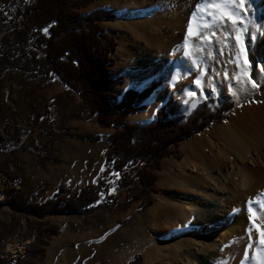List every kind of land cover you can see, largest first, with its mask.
<instances>
[{"label": "rangeland", "instance_id": "rangeland-1", "mask_svg": "<svg viewBox=\"0 0 264 264\" xmlns=\"http://www.w3.org/2000/svg\"><path fill=\"white\" fill-rule=\"evenodd\" d=\"M106 1L108 3L104 5L103 3ZM193 1H196L193 9H197L202 2V0H94L83 9L87 13L96 9H105L116 15L115 19L100 21V25L106 33L112 36L116 42L115 48L111 51L114 61L111 68L113 78L120 77V79H117L107 89L109 92L118 96L120 100L122 93L127 89L136 90L140 85H143L145 78L150 74L148 67L154 65L153 63H155L154 61L158 55V52L154 50L156 49L154 46L163 43V40L157 34H170V38H172L174 35H179L183 25L185 30L184 32L182 30L183 33L180 34V41L177 43L176 39H172V44L175 47L177 44L181 45V41L184 42L189 26L187 13ZM218 2L220 0L210 1L212 4ZM20 3L21 0H0V45L6 51L19 48L15 38L9 34V31L4 30L3 25L4 23L8 25L7 20L11 19ZM263 4L264 0L262 2L252 0L253 7L249 9V14L253 15V21L259 17ZM244 16L242 18L245 21ZM238 27L240 28L241 38L246 40V51L253 72L257 69L255 67L257 58L253 55L256 42L251 41L249 28H247V32H244V26L239 25ZM120 34L132 37L128 57L117 55L120 43L118 36ZM257 36L258 32L256 33V39ZM213 47L214 50L217 48L215 43H213ZM159 53V56L163 58L164 56L161 54H164V52ZM166 53V55H169L172 51L169 54L167 51ZM4 67L5 64H0V200H3L2 190L6 186L20 187L23 185L25 189L33 191L34 199L42 204L52 198L62 186L58 187L53 194H51L52 189L48 183L41 182L37 187H33L32 183H35V179L30 175L28 177L24 176L23 165L18 163L14 156H18L17 152L32 154L38 159L43 170L47 169L48 164L58 166L61 164L60 158H72L65 156L66 153L62 151L60 153L59 150H55L54 146H48L46 138H50L49 141H51V138L72 137L76 134L70 132L68 124L64 122V118L55 102L51 101L54 95H52L53 92L50 87L53 86L54 82L42 78L33 81L22 80L18 77L17 72L14 73V76L9 72L10 70L3 72ZM118 68H121V70L124 68V72H119ZM12 83L19 85L21 90L9 92ZM256 83L258 87L250 90L246 95L235 96L229 94L226 89L220 86L217 92L211 91L210 95L204 96L198 101L196 106L209 99H211L209 104L212 106H220L224 102L231 101L233 104L223 111L220 116L212 115L210 127L201 130L188 139H184L177 148L170 146L168 148L169 153L161 159L159 168H148L156 176L153 183L155 190L150 194H142V185L136 181L128 189H123L122 196L118 197L122 175L110 166L108 167L107 163L105 164L106 156L100 177L95 180L94 184L89 185H95L99 179L105 177L106 184L109 187L106 192L101 194L99 200L90 204L86 207V210L78 214L64 213L37 217L16 212L8 204H0V264H16L17 252L22 254L21 261L17 264H128L137 256L140 258L139 264H189L188 259L178 254L176 250V236H172V232L169 233L171 228L176 224L179 225L180 222L190 224L194 215L184 199L179 198L177 200L172 194L174 190L180 189L178 185V176H180L178 165L182 164L184 159L191 163L190 158H188V147L197 145L198 141L203 142L207 149H211L209 144L204 143L207 140L211 141L210 145L215 146L216 149L221 143L223 144L224 139L220 134V125L239 109L251 105L254 100L264 96V77L259 76ZM143 89L150 90L151 86L149 83H145ZM138 91L141 95L142 90L138 89ZM83 103L86 104L84 101ZM138 103H140L139 105H148V109L132 113V117L128 119L129 122L149 123L153 117L155 118L158 108L162 106L170 115H177L181 112L188 115L196 107L194 106L187 112L182 110L173 112L159 96L146 102H140L139 97H137L136 104L138 105ZM36 113L40 115L37 116ZM51 114L56 116L52 117ZM72 116L89 121L90 132L85 135H76L81 139L96 140L91 137L96 136L93 133L102 129L114 133L117 129L114 126H102L98 121V115L91 114L89 107L88 114L75 112ZM20 125L29 129L23 132L18 127ZM14 126L19 132L17 138L19 137L23 141L17 145L15 151H13V146L16 143L10 141L14 138L10 139L2 134L3 128ZM235 133L236 138L242 139V134L239 131L236 130ZM29 137L33 139L42 137L46 143L44 142L43 145L36 144L33 147V153L23 147L24 141L28 140ZM212 141L213 144H211ZM138 166L140 165L138 164ZM69 189L72 194L79 193L82 190L72 191L71 188ZM187 191L191 192L188 189ZM110 195L112 197H109ZM137 197L138 199H135ZM233 206L236 207V204L232 205V208H235ZM263 219L264 215L261 214L260 219H257L258 223L252 221L248 224L249 227L246 226L247 224L243 227L240 239L245 236L244 244L242 241L240 244L244 249L249 248L256 251V248H258L264 253V246L260 244L261 232L264 231ZM233 226L228 227L229 229L224 227L225 234H219L217 227H212L211 224L208 229L200 231L201 235L210 236L213 243L219 244L217 245L218 248L216 247V250L211 252L205 247H200L199 253L205 251V257L202 254L200 255L201 259L205 258H203V261L206 260V264H214L212 261L217 258L214 257L213 252L223 250L225 244H223L224 241L221 242L222 238L232 232ZM183 230L187 231V226H184ZM183 234L179 236H183ZM33 252L40 254L34 256L32 255ZM42 252L44 253L43 257Z\"/></svg>", "mask_w": 264, "mask_h": 264}, {"label": "bare ground", "instance_id": "bare-ground-1", "mask_svg": "<svg viewBox=\"0 0 264 264\" xmlns=\"http://www.w3.org/2000/svg\"><path fill=\"white\" fill-rule=\"evenodd\" d=\"M210 1L202 0L197 9H193L196 1L191 3L187 18L188 22L192 23L193 29H196L198 24L212 22L209 14L215 10ZM258 1L262 2V0ZM105 3L108 2L103 4ZM262 6L256 20L253 21L252 14H247L244 16L245 24L242 25L249 28L251 41L256 42L253 54L257 58V64L260 59H264V4ZM182 30L183 32L185 30L183 25L179 35H172V38L170 34H157L163 43L157 44V47L154 46L158 55L154 65L148 67L150 74L143 82V85L149 83L151 89H143V85L138 87L142 90L139 96L140 102L153 100L159 96L168 104L171 111L187 112L196 106L202 97L210 95L211 91L217 92L220 86L229 94L246 95L254 89L247 80L257 82L259 76L264 77V71L258 68L252 72L247 51L244 56L239 55L240 50L236 41L238 31L230 21L226 26L217 25L207 30L201 27L196 30L195 35L189 34L188 26V32L186 31L185 35L187 41L184 38L181 45L177 44L173 47L172 39H176L178 43ZM238 30L240 32L239 27ZM118 40L120 43L117 55L128 57L132 37L120 34ZM241 42L246 48V40L241 38ZM213 43L217 47L215 50ZM170 44H172L171 47H169ZM166 51L168 54L171 51L172 53L166 55ZM159 52H164L161 54L163 58L159 56ZM245 59L249 61L248 68L244 67ZM121 68H118V71L124 72L125 67L122 70ZM261 68H264V65H261ZM245 71L248 73L247 77L244 76ZM197 76L200 77L201 87H197L194 83ZM236 130L242 134V139L234 136ZM220 134L224 142L217 149L211 146V141L207 139L204 143L209 144L211 149H207L203 142L198 141L197 145L188 147V158L191 163L184 159L183 163L178 165L180 174L178 185L181 190H174L172 194L177 200L184 199L194 215L190 224L180 222L179 225L173 226L169 233L172 232L171 235L176 236V250L178 254L188 259L189 264H206V260L203 261L204 248V252L199 253L200 247H205L211 252L216 250L219 244L213 243L210 236L201 235L200 231L208 229L211 224L212 227H217L219 234H225L224 227L229 229L228 227L234 225L232 230L230 228L232 232L222 238L221 242L224 241L223 244H225L223 250L213 252L217 259H213L212 263L257 264L263 251L258 248L256 251L244 249L240 243L241 241L243 243L245 236L241 239L240 237L246 224L248 226L252 221L258 223L257 219H260L261 214L264 215V96H260L251 105L239 109L226 119L220 125ZM213 143L212 141L211 144ZM250 203L252 205L249 206ZM233 204H236V207L233 206L235 208H232ZM184 226H187V231L183 230ZM184 232L186 233L183 234ZM180 234L183 236H179ZM200 254L204 256L202 259ZM254 256L255 259H253Z\"/></svg>", "mask_w": 264, "mask_h": 264}, {"label": "trees", "instance_id": "trees-1", "mask_svg": "<svg viewBox=\"0 0 264 264\" xmlns=\"http://www.w3.org/2000/svg\"><path fill=\"white\" fill-rule=\"evenodd\" d=\"M93 1L21 0L17 11L7 20L8 25H3L19 48L6 51L0 45V64H5L3 72L10 70L13 76L17 72L22 80H58L64 87L79 93L90 113L98 115L102 126L117 128L108 137L111 148L106 163L122 175L118 197L122 196L123 189H128L136 181L142 185V194H150L155 190L153 183L156 176L148 168H159L170 146L177 148L184 139L210 127L212 115L220 116L233 102L212 106L209 99L199 103L188 115H170L162 106L149 123L129 122L128 115L147 110L148 105L136 104L140 96L138 90L127 89L120 100L107 90L120 77L113 78L111 68L114 62L111 51L116 42L106 33L100 21L115 19L116 15L105 9L83 11ZM19 88L12 83L9 92ZM18 133L15 126L2 130L3 135L14 138L10 140L16 143L13 151L23 142L17 138ZM91 137L99 140L98 136ZM108 187L105 177L75 194L62 186L52 198L40 204L34 199L33 191L23 185H9L2 190L0 204H8L16 212L37 217L78 214L99 200ZM17 254L16 264L22 257L20 252ZM38 254L32 253L34 256ZM139 263L137 256L128 264Z\"/></svg>", "mask_w": 264, "mask_h": 264}, {"label": "crops", "instance_id": "crops-1", "mask_svg": "<svg viewBox=\"0 0 264 264\" xmlns=\"http://www.w3.org/2000/svg\"><path fill=\"white\" fill-rule=\"evenodd\" d=\"M53 82L54 84L50 87V90L53 92L52 95L54 97L51 98V101L55 102L64 118V122L68 124L70 132L76 135L89 133V121L72 116L75 112L88 114V107L83 103L80 95L76 91L64 87L58 80H54ZM132 115H128L127 120ZM18 127L23 132L29 129L21 125ZM93 134L99 136V140L81 139L76 135L58 139L51 138V141H49L50 138H46L48 146L52 145L55 150H59L60 153L62 151L66 153L65 156L72 158H60L61 164L59 165L61 166L48 164L47 169L43 170L37 158L32 154H25L24 152H17L18 156H14V159L23 165L24 176H33L35 179V183L31 182L33 187H37L41 182H45L52 189L51 194L56 192L60 186L69 187L72 191H79L89 184H94L95 180L100 177L99 175L102 173L101 169L104 168V158L110 149L108 137L111 132H106L102 129ZM44 142L45 139L42 137L40 139L29 137L28 140L24 141L23 147L33 152V147L36 144L43 145L46 143Z\"/></svg>", "mask_w": 264, "mask_h": 264}, {"label": "snow or ice", "instance_id": "snow-or-ice-1", "mask_svg": "<svg viewBox=\"0 0 264 264\" xmlns=\"http://www.w3.org/2000/svg\"><path fill=\"white\" fill-rule=\"evenodd\" d=\"M221 4H223V6H221ZM212 7L215 10L213 13L209 14L212 22L204 25L198 24L196 25V29H193L192 23L190 22L189 34L195 35L196 30H198L201 27L207 30L208 28H215L217 25L226 26L227 22L230 21L231 24L234 26V28H236L238 31V34L236 36V41L240 50L239 55L244 56L246 48L245 45L241 42V34L238 30V26L245 24V21L243 20L242 17L244 15L249 14V9L253 7L252 0H220V2L213 4ZM229 8H231V11H228ZM216 13H218V15ZM243 31L247 32L248 31L247 27H245ZM185 40L187 41V36L185 37ZM187 54L188 53L186 52V55ZM193 63L196 62L193 61ZM261 65H264V59H260L259 63L255 64L256 68L260 69L261 71H264V68H261ZM244 67L245 68L249 67V61L247 59L244 60ZM201 74H203V70H201ZM244 76L245 77L248 76V73L246 71L244 72ZM194 83H196L197 87H201L199 76H197ZM247 83H251L253 88L258 87L257 83L254 80L249 79L247 80ZM189 94L193 95L192 93ZM101 170L103 171V169ZM249 211L251 212V209H249ZM261 244L264 245V231L261 232ZM253 259H255V256L253 257ZM257 264H264V253L261 254V258L257 261Z\"/></svg>", "mask_w": 264, "mask_h": 264}, {"label": "water", "instance_id": "water-1", "mask_svg": "<svg viewBox=\"0 0 264 264\" xmlns=\"http://www.w3.org/2000/svg\"><path fill=\"white\" fill-rule=\"evenodd\" d=\"M136 90H138V89H136ZM178 114H183V112H181V113H178ZM154 119V117L150 120V121H152Z\"/></svg>", "mask_w": 264, "mask_h": 264}, {"label": "built area", "instance_id": "built-area-1", "mask_svg": "<svg viewBox=\"0 0 264 264\" xmlns=\"http://www.w3.org/2000/svg\"><path fill=\"white\" fill-rule=\"evenodd\" d=\"M51 112V111H50ZM51 116L53 117V116H56V115H54V114H51Z\"/></svg>", "mask_w": 264, "mask_h": 264}]
</instances>
